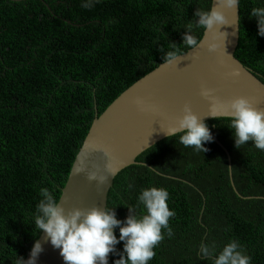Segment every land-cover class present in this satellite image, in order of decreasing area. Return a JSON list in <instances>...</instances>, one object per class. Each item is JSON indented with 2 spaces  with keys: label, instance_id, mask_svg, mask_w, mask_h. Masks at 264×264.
I'll use <instances>...</instances> for the list:
<instances>
[{
  "label": "trees",
  "instance_id": "16d2710c",
  "mask_svg": "<svg viewBox=\"0 0 264 264\" xmlns=\"http://www.w3.org/2000/svg\"><path fill=\"white\" fill-rule=\"evenodd\" d=\"M85 2L0 0V264L25 260L39 239V190L50 188L59 200L96 116L163 64L173 44L181 55L190 50L182 45L186 27L195 26L198 8H211V0H99L91 8ZM257 7L264 0H240L235 57L264 84V37L250 18ZM203 33L194 28L200 40ZM206 124L229 152L237 193L225 152L213 140L203 153L185 147L178 134L115 177L107 206H117L124 220L127 207L143 213L142 189H167L174 235L162 230L149 264H213L201 258L200 245L214 243L218 253L231 240L251 264H264V151L251 141L236 149L227 118ZM116 248L122 251L123 242ZM118 258L110 254L109 264Z\"/></svg>",
  "mask_w": 264,
  "mask_h": 264
},
{
  "label": "clouds",
  "instance_id": "9594fccd",
  "mask_svg": "<svg viewBox=\"0 0 264 264\" xmlns=\"http://www.w3.org/2000/svg\"><path fill=\"white\" fill-rule=\"evenodd\" d=\"M99 0H87L82 4L84 8H91ZM215 7L210 9L198 8L194 12L197 18L195 26L190 23L182 37V45L192 49L199 45L200 39L193 32L194 28H202L210 32L207 45L210 52L220 47V41L225 39L227 32L219 31V26L226 24V17L222 8L235 9L240 0H215ZM250 18L257 22V35L264 37V7L253 8ZM168 50L163 56V63L171 64L181 56L178 47ZM233 75H239L234 72ZM201 95L210 102V116L220 120L225 117L229 120L228 128L232 133L234 146L240 149L251 141L252 145L260 151H264V110L255 108L249 99L240 96L232 99L227 105L220 102L212 95V90L201 89ZM141 104V101H137ZM167 137H175L179 134V142L185 147H192L199 152L207 151L206 143L213 140L210 129L204 120L200 119L185 104L183 115L176 123L165 130ZM98 145L91 143L88 151L81 157L75 167L76 174L85 171V160L88 152L96 150ZM104 156L108 163L106 168L109 174L115 169L111 163V155L105 149ZM89 182L97 181L95 172L87 175ZM105 177H99L103 183ZM40 199L36 205L34 226L43 232L48 242L59 249L65 264H109V254L118 255L113 264H149L155 257V248L165 238L163 229H167V235L171 238L174 233L169 227L170 218L176 215L175 210L170 209L168 200L169 192L163 187H148L140 191L137 203L142 205L143 213L138 214L135 206L127 207L129 214L124 220L118 219L115 208L107 205L101 209L93 206L90 208H65L59 203L54 193L46 187L39 190ZM33 225V224H32ZM114 229L119 230L117 237ZM123 242V250L118 251L116 245ZM43 251L39 241L34 242L30 258L25 261L18 258L17 264H36L38 255ZM200 256L212 259L213 264H251V257L242 250L240 243L231 240L217 253L213 243L200 245Z\"/></svg>",
  "mask_w": 264,
  "mask_h": 264
},
{
  "label": "water",
  "instance_id": "95a60500",
  "mask_svg": "<svg viewBox=\"0 0 264 264\" xmlns=\"http://www.w3.org/2000/svg\"><path fill=\"white\" fill-rule=\"evenodd\" d=\"M21 2L25 0H12ZM215 0H211V7ZM226 24L219 31L228 35L220 47L210 52L208 43L210 32L203 33L198 46L188 50L171 64H161L124 91L100 115L96 116L88 134L72 164L59 203L71 208L103 209L108 203V193L115 177L125 168L136 163V158L144 151L168 138L165 130L173 126L183 115L184 105L205 122L214 119L210 116V102L201 95V89L212 90V95L227 105L232 99L243 96L258 110H264V84L259 81L242 63L236 59L235 51L239 43V6L235 9L222 8ZM238 72L239 75H233ZM137 101H141L138 104ZM225 118V117H221ZM213 141L225 152L230 170L231 158L227 149L215 138ZM91 143L98 145L88 152L85 171L76 174L74 169ZM111 155L115 169L109 174L104 151ZM95 172L97 181L89 182L87 175ZM99 177H105L103 183ZM234 192L237 191L234 189ZM43 251L36 264H65L59 249L54 248L42 232L39 239ZM31 251L25 261L30 258ZM110 255V254H109ZM109 259V257H108Z\"/></svg>",
  "mask_w": 264,
  "mask_h": 264
},
{
  "label": "bare ground",
  "instance_id": "6f19581e",
  "mask_svg": "<svg viewBox=\"0 0 264 264\" xmlns=\"http://www.w3.org/2000/svg\"><path fill=\"white\" fill-rule=\"evenodd\" d=\"M241 8V7H240ZM244 9V8H243ZM250 11V10H249ZM241 21V20H240ZM256 32V31H255ZM252 34V33H251ZM256 34V33H255ZM254 34V35H255ZM253 35V36H254ZM264 78V77H263ZM261 80V79H260ZM226 124V123H225ZM224 128V127H223ZM227 129V128H226ZM231 133V132H230ZM230 137V136H229ZM11 154V153H10ZM32 155V154H31ZM256 156V155H255ZM260 156V155H259ZM22 160V159H21ZM25 161V160H24ZM27 162V161H26ZM1 163V162H0ZM3 163V162H2ZM20 165V164H19ZM34 165V164H33ZM0 169H1V167H0ZM6 169V168H5ZM262 169V168H261ZM128 170V169H127ZM44 171V170H43ZM16 172V171H15ZM1 173V172H0ZM122 173V172H121ZM54 175V174H53ZM121 175V174H120ZM30 176V175H29ZM125 176V175H124ZM19 178H21V177H19ZM24 178V177H23ZM60 178V177H59ZM117 179V178H116ZM40 180V179H39ZM13 181V180H12ZM27 181V180H26ZM62 181V180H61ZM54 183V182H53ZM15 184V183H14ZM62 184V183H61ZM32 187V186H31ZM36 189H38V188H36ZM50 189V188H49ZM34 190V189H33ZM27 192V191H26ZM29 192V191H28ZM58 195V194H57ZM20 196V195H19ZM31 196V195H30ZM2 200V199H1ZM21 200V199H20ZM22 202H23V200H22ZM8 207V206H7ZM10 210V209H9ZM4 211V210H3ZM234 214V213H233ZM21 220V219H20ZM19 227V226H18ZM2 230V229H1ZM27 230V229H26ZM34 235V234H33ZM16 236V235H15ZM30 237V236H29ZM14 244V243H13ZM33 244V243H32ZM29 245V244H28ZM4 249V248H3ZM185 252V251H184ZM3 256V255H2ZM185 256V255H184ZM7 258V257H6ZM257 259V258H256ZM10 260V259H9ZM12 260V259H11ZM4 261V260H3ZM12 264V263H11Z\"/></svg>",
  "mask_w": 264,
  "mask_h": 264
}]
</instances>
